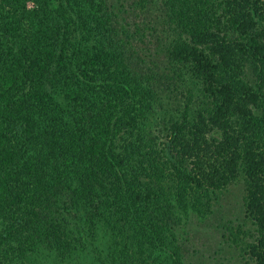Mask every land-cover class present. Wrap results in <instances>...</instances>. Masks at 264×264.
I'll use <instances>...</instances> for the list:
<instances>
[{"label": "trees", "instance_id": "1", "mask_svg": "<svg viewBox=\"0 0 264 264\" xmlns=\"http://www.w3.org/2000/svg\"><path fill=\"white\" fill-rule=\"evenodd\" d=\"M158 25L202 103L162 139L166 73L139 51ZM240 178L247 221L223 237L264 264V0H0V264L86 244L93 264H184L191 217Z\"/></svg>", "mask_w": 264, "mask_h": 264}, {"label": "rangeland", "instance_id": "2", "mask_svg": "<svg viewBox=\"0 0 264 264\" xmlns=\"http://www.w3.org/2000/svg\"><path fill=\"white\" fill-rule=\"evenodd\" d=\"M157 6V4L155 6L151 5L150 15L156 24H161L163 21L159 17L160 11L155 9ZM160 27L161 25H158L155 34L149 36L146 39V45H142L139 49L140 53L145 55L148 63H153L160 70H165L166 73L163 81L159 84L161 99L154 106L149 122L150 134L157 137V139L164 137L167 133L168 123L181 116L185 105H189V111L202 106L198 82L189 72L183 70L180 76L179 73H172L174 71L172 68L175 67L169 62L166 47L173 41V36L170 31H163ZM249 78L252 81L254 80L252 76H249ZM230 188L226 199L211 219L199 221L197 217H191L190 223L186 226V236L190 238V243L185 242L184 264H238L241 261L242 251L240 246L231 244L230 241L226 243L227 239L223 237L226 230L222 227L223 223L227 221H231L232 225L245 222L243 200L246 194V185L243 179L240 178ZM184 222L181 219V225L178 226L180 230L182 225L184 230ZM245 230L249 233L253 230L250 222H247ZM248 235L247 233L244 238L241 234L240 238L246 239ZM93 262L94 260H92V264ZM26 264H38V261L31 260ZM42 264H53V261L43 262Z\"/></svg>", "mask_w": 264, "mask_h": 264}, {"label": "clouds", "instance_id": "3", "mask_svg": "<svg viewBox=\"0 0 264 264\" xmlns=\"http://www.w3.org/2000/svg\"><path fill=\"white\" fill-rule=\"evenodd\" d=\"M93 248L86 244L84 247L68 251L64 255H60L54 249L49 253L53 264H92Z\"/></svg>", "mask_w": 264, "mask_h": 264}]
</instances>
